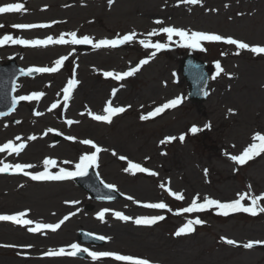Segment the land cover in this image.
<instances>
[{
  "label": "rangeland",
  "instance_id": "1",
  "mask_svg": "<svg viewBox=\"0 0 264 264\" xmlns=\"http://www.w3.org/2000/svg\"><path fill=\"white\" fill-rule=\"evenodd\" d=\"M1 1L23 3L25 10L0 15V25L6 27L0 28V37L10 34L24 39L58 38L62 33L76 31L78 36L88 35L96 42L135 31L137 38L131 44L117 47V51L115 48L96 49L91 45L82 50L70 44L0 46V64L16 60L23 69L51 67L61 56L69 57L57 73H39L19 81L18 89L22 87L24 91L16 93V97L32 92L45 95L39 100L24 101L11 116L0 118V145L10 140L26 144L19 156L4 152L0 153V160L11 164L31 163L35 167L28 171L37 172L44 170V159L52 158L57 161L53 172L60 167L75 170L79 157L94 151L90 145L81 143L91 139L107 149L98 154V167L93 166L94 171L103 183L115 185L120 196L117 201L97 202L73 181L35 183L0 174V214L30 210L27 219L46 224L70 217L57 231L45 229L38 233L41 236L27 231L24 226L0 224V264H125L113 258L93 260L86 252L78 253L86 257L45 255L62 247L71 251L69 245L73 243L89 251L147 258L153 264H264L263 244L252 249L242 246L249 241H264V213L223 216L214 208L200 213L181 211L190 206L197 194L198 202H203L205 197L227 202L245 192L249 195L264 193V153L245 165L230 159L253 143L255 133L264 135V54L241 50L236 55L235 46L222 42H203L206 51L190 49L181 47L179 38L173 37L168 48L151 57L155 49H144L139 44L152 29L175 26L264 46V0H202L197 5L181 0H114L111 5L108 0H87L84 8L73 4L55 6L46 12L43 3H48L49 7L55 0ZM152 14L172 18L157 25L151 19L156 15ZM28 23L50 24L51 27L19 30L13 27ZM151 39L169 43L163 33ZM189 52L208 63L212 77L216 73V61H220L224 69L219 77L212 79L210 96L202 104L189 100L188 87L181 74V60ZM142 59H149V63L123 81L103 75L106 71H127ZM73 77L79 81L73 90L75 96L65 102L62 90ZM114 88L118 91L113 97ZM178 97L182 101L178 106L148 120L140 118ZM109 99L114 107H124L126 111L114 116L111 124L93 120L89 111L104 114L103 108ZM58 101L59 107L49 111ZM37 112L41 115H36ZM68 120L74 123L69 125ZM192 127L200 131L193 133ZM49 128L54 131L44 135ZM33 135L36 140L28 139ZM182 135L183 141L179 139ZM17 136L21 138L19 141L15 139ZM69 136L75 139H67ZM170 136L176 139L167 141ZM120 156L158 175L125 172L128 162L120 160ZM65 160L72 163L64 164ZM169 188L182 193L184 199L170 196ZM70 201L79 203H67ZM158 202L167 203L171 211L143 207L146 203ZM244 203L250 206L251 201ZM260 205L264 206V201ZM103 209H109V213L101 221L98 213ZM115 211L133 218L164 215L165 220L143 227L133 220L117 219L113 215ZM73 212L76 214L70 215ZM197 216L205 224L196 225V231L191 234L175 235L188 220ZM82 232L111 239L105 246L84 243L80 236L88 238ZM226 239L235 240L237 244L229 245Z\"/></svg>",
  "mask_w": 264,
  "mask_h": 264
},
{
  "label": "snow or ice",
  "instance_id": "2",
  "mask_svg": "<svg viewBox=\"0 0 264 264\" xmlns=\"http://www.w3.org/2000/svg\"><path fill=\"white\" fill-rule=\"evenodd\" d=\"M182 3H187L189 5H197L202 2V0H181ZM108 3L111 5L114 3V0H108ZM227 6V5H226ZM25 10V5L23 3H7L3 6H0V14H7V13H19ZM52 23H58L53 21ZM157 25H163L164 21L157 19L154 21ZM4 25H0V28H3ZM13 27L17 29H36V28H49L51 27L50 24H35V23H28V24H15ZM161 33L166 34L167 40L169 43H160V42H153L152 37L158 36ZM67 37V38H66ZM173 37H178V43L181 47L190 48V49H199L201 51H206L207 49L203 47V42L209 43H217L222 42L227 45H233L236 47L237 52L236 55L240 54L241 50H247L250 53L261 55L264 54V46L261 45H250L249 43L243 42L239 39H235L231 36H224L216 33H209L205 31H194L184 28H178L175 26H165L160 28H154L149 31L146 35V38L140 39L139 44L143 46L144 49H155L151 53V57H155L156 53L166 49L169 47V44L173 41ZM137 38V33L135 31H131L127 34L120 35L117 34L116 38L113 39H100L99 41L94 42L93 38L84 35L82 37L78 36L76 31H71L67 33H62L58 38L53 36H47L45 39H24L14 37L10 34H5L0 37V46L5 44H12V45H23V46H31V47H48L49 45H91L93 48L100 49V48H117L122 45L131 44ZM226 55V53H225ZM69 59L68 56H61L60 58L54 61V66L51 67H30L26 71L23 72L24 75H32L33 73H57L61 70V68L65 65V62ZM149 63V59H142L139 61V64L135 67L130 68L127 71L123 72H114V71H106L103 73L105 77H110L116 81H123L125 78L134 76L143 65ZM216 73L212 79H216L224 72V69L221 67L220 61H216L215 63ZM79 81L73 77L67 81V86L63 88V100L65 102L69 101L72 97L73 90L77 87ZM118 89L112 90V96L116 95ZM45 93L43 92H32L30 95H20L18 97L13 98V108L16 104L20 101H33L39 100L43 97ZM181 98L172 99L169 102L163 104L160 107L155 108L154 111L149 112L147 115H143L140 118L142 120H148L151 117L159 115L163 113L166 109L174 108L181 103ZM59 107V101L53 103L51 105L52 109H56ZM130 107V106H129ZM126 109L124 107H114L112 100L109 99L106 102V106L103 108L104 114H95L89 111V115L92 117L93 120L99 122H105L108 124L112 123V119L117 114H121L125 112ZM231 111V110H230ZM0 115H3L0 113ZM36 115H41V113L37 112ZM67 123L69 125L73 124L74 121L68 120ZM211 125H208L210 127ZM54 131L53 129L49 128L44 135H47L48 132ZM191 131L193 133L199 132L200 129L197 127H192ZM19 141L21 138L17 136L15 138ZM30 140H36L37 137L35 135L29 137ZM69 140H74V137H67ZM176 137H167V141L171 142L175 140ZM181 141L185 139L182 135L179 137ZM253 143L248 145L241 154L239 155H232L230 159L238 165H245L248 161L253 160L255 157L259 156L261 153H264V135L257 132L252 137ZM164 141H162L163 143ZM81 143L85 145H90L94 151L90 154H84L79 157V162L75 163V170H69L66 167H60L57 172H53L52 169L56 167L57 161L52 158H46L43 160V171L31 172L28 169H32L35 165L31 163H5L4 161L0 160V173H22L26 177H30L33 181H66L70 179H74L76 177H84L88 174L89 169L93 166L98 167V154L102 151H107V149H103L91 139H85L81 141ZM26 147L25 143L17 144L14 141H8L3 145H0V153L7 152L8 154L15 153L17 156L24 150ZM113 155H116L115 151L112 152ZM120 160H127V167L124 169L125 172H130L132 174L136 173H147L151 176H156L158 173L151 171L147 167L142 166L140 163H135L131 160H128L125 156H120ZM64 164H71L72 161L65 160L63 161ZM205 174H207V170H205ZM162 188L164 185H160ZM105 187L109 189H114L115 185L106 184ZM248 188H251V185H248ZM170 196L174 197L177 200H183L184 196L182 193L174 192L170 188L167 189ZM128 199H133L132 197H128ZM200 200L199 194L192 200L190 206L183 208L181 211L183 213H200L210 209L218 210L219 215L228 216L232 213H249L252 216H256L258 213H264V206L260 205L261 201H264V193L260 195H249L248 192L238 194V198L222 202L218 199H214L211 197H205L203 202H198ZM245 200H250V206H246L244 203ZM67 203L77 204L78 201H70ZM137 203H139L137 201ZM145 208L149 209H168L169 205L164 202L158 203H146L143 205ZM30 210H24L17 212L12 215H5L0 214V221H10L15 225L24 226L27 228V231L31 233H38L45 229H50L51 231H57L62 224L65 223L70 217L64 216L57 223H36L31 219H27ZM109 212V209H103L98 213V219L104 221L106 213ZM76 213L73 212L70 215H75ZM113 215L121 220V221H130L133 220L136 225H143V226H152L157 224L160 221L165 220L164 215H150V216H139L136 218L130 217L125 215L123 212L115 211ZM205 221L197 216L195 219H190L180 227L176 232L175 235L177 237L182 235H188L196 231V225H203ZM35 225V226H32ZM96 239L99 240H110L111 237H106L103 235L96 236ZM226 243L229 245H236L237 242L235 240L226 239ZM264 244V241H249L248 243L243 244L242 246L246 249H252L255 245ZM5 247H16L15 245H4ZM24 247L30 248L31 245H25ZM71 251H67L65 248H60L58 251H48L45 253L47 256H76L78 253L86 252L93 260H99L104 257H111L115 261H122L125 264H153L147 258H139L134 257L131 255H123L116 252L111 251H89L87 248H82L80 244L73 243L69 245Z\"/></svg>",
  "mask_w": 264,
  "mask_h": 264
},
{
  "label": "water",
  "instance_id": "3",
  "mask_svg": "<svg viewBox=\"0 0 264 264\" xmlns=\"http://www.w3.org/2000/svg\"><path fill=\"white\" fill-rule=\"evenodd\" d=\"M15 68L16 66L14 64L0 67V113L3 114L0 116L10 115L16 107L15 105L13 108L15 88L17 80L24 74L22 71L17 72ZM182 68L184 76L191 85L192 98L194 101L199 102L206 99L209 86L206 65L196 59L189 58L183 62ZM77 183L88 192L93 199L98 201L120 197L116 191L105 187L94 171H90L84 177H78ZM103 192H108L111 196L104 195ZM86 237L96 243L103 244L102 240L96 239L93 236L86 235ZM82 239L86 241L85 237H82Z\"/></svg>",
  "mask_w": 264,
  "mask_h": 264
},
{
  "label": "bare ground",
  "instance_id": "4",
  "mask_svg": "<svg viewBox=\"0 0 264 264\" xmlns=\"http://www.w3.org/2000/svg\"><path fill=\"white\" fill-rule=\"evenodd\" d=\"M9 1V0H8ZM46 1H48V0H45V2ZM55 4L54 5H52V6H49V7H47V5L46 4H48V3H43V11H48L50 8H52V7H55V6H62V7H68V6H70V5H73V4H77V5H79L81 8H84V6H86L85 5V3H84V0H55ZM5 3V2H4ZM4 3H2V1L0 0V6H3V5H5ZM8 14V13H7ZM0 15H6V14H0ZM152 15H156V18H151L152 20H157V19H160V20H163L164 22L165 21H171V19L170 18H172V16H170V15H167V16H163V15H157V14H152ZM158 16V17H157ZM159 16H162V17H159ZM164 17H167V20H166V18H164ZM3 28H6V27H3ZM14 29H16V30H19V29H17V28H15L14 27ZM120 48V47H119ZM116 50H117V48H116ZM79 89H80V87H79ZM18 92L17 93H19L20 91H24L23 89H22V87L20 88V89H18L17 90ZM14 155H16L15 153H14ZM93 168V167H92ZM0 174H2V175H4V176H13V177H22V178H24V179H28V180H30L29 179V177H26V176H24L22 173H0ZM36 182H42V181H36ZM64 183H66V182H64ZM107 213H109V212H107ZM10 222V221H9ZM10 223H12V222H10ZM2 224H6V223H2ZM8 224V223H7ZM13 225H15V224H13L12 223V226ZM17 227H23V226H19V225H16ZM39 233V232H38ZM36 234V235H38V236H41V234ZM106 241H108V240H106ZM102 260H107V259H103V258H101ZM100 260V259H99ZM119 262H121V261H119Z\"/></svg>",
  "mask_w": 264,
  "mask_h": 264
}]
</instances>
